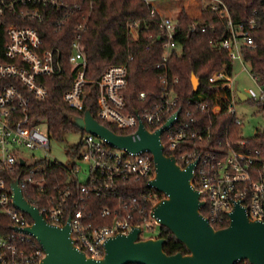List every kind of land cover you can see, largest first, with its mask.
<instances>
[{
	"label": "built area",
	"instance_id": "1",
	"mask_svg": "<svg viewBox=\"0 0 264 264\" xmlns=\"http://www.w3.org/2000/svg\"><path fill=\"white\" fill-rule=\"evenodd\" d=\"M144 2L152 6V17L159 16V27L166 40L163 61L156 66L161 73L162 90L156 101L148 103L149 96L142 92L139 100L147 105L141 111L129 110L125 98L129 84L128 63L109 66L100 80H88L87 59L81 42L86 26L82 23L76 27L69 57V63L76 68L74 82L63 100L83 116L88 110L86 102L92 87L96 88L97 117H94L102 125L110 123L120 130H130L128 135H132L133 142L140 140V124L155 133L175 117L173 125L160 138L164 153L176 157L183 168L195 164L193 185L202 193L204 216L209 223L212 226L229 223L228 213L237 203L247 210L252 220L264 222V148L253 145L254 137L264 128L257 130L254 137L245 138L244 121L238 112L239 104L249 102L258 106L264 115V85L251 72L260 92L250 90L242 101L241 92L233 88V74L217 71L209 77L214 89L210 104L200 99L182 103L176 90L179 78L170 77L168 72V61L178 48L175 37L179 18L161 14L152 5L154 1ZM210 2L209 8L227 20L226 37L220 47L232 60L244 63L242 48H256L252 36L258 24L256 19L235 23L225 4L220 0ZM82 9L68 0H0V25L8 15L20 22V25H7L6 62L0 63V173L23 168L21 179H17L23 195L24 190L30 191L32 201L27 200L49 224L61 228L69 223L75 245L88 258L96 260L104 256L107 240L128 235L136 227H142L140 239L144 240L142 235L146 229L159 226L152 208L162 199L148 186L156 176L155 160L150 153L119 150L82 130L78 144L66 150L70 163L51 161L48 157L38 159L35 154L28 156L23 152L27 149L31 153H48L51 149L53 138L47 123L33 124L29 108L33 100L40 102L49 97L42 79L64 73L62 51L45 47L41 26L49 23L56 31H61L67 20ZM138 28L139 23L129 25L133 40L138 38ZM205 115L214 117L215 121L204 122ZM224 121H228L225 128ZM52 167L64 170L65 182L51 184ZM82 173L87 177L84 183ZM131 180L145 181L146 188L125 194L122 185ZM99 198L110 203L98 209L92 202ZM0 215L12 222L10 232H0V264H40L45 257L42 246L32 235L22 231L32 222L28 215L14 207L11 186L8 187L1 176Z\"/></svg>",
	"mask_w": 264,
	"mask_h": 264
},
{
	"label": "trees",
	"instance_id": "2",
	"mask_svg": "<svg viewBox=\"0 0 264 264\" xmlns=\"http://www.w3.org/2000/svg\"><path fill=\"white\" fill-rule=\"evenodd\" d=\"M69 3L79 4L83 9L71 19L67 20L61 31L49 23L41 26L42 38L48 49L59 48L64 59V73L54 78L42 79L48 87L49 97L44 101L33 100L29 111L33 124L41 121L47 123L49 134L53 139H62L69 132L81 131L70 123L71 115H82L72 110L63 100V95L74 82L76 68L69 63L72 41L76 27L79 23L86 26L82 37V46L87 59L86 75L88 80H100L102 74L112 65L128 63L129 84L125 90V98L130 111H141L147 104L141 103L139 95L146 92L148 103H153L161 93L160 71L156 69L158 63L163 61L166 40L159 27V16L152 17V6L146 5L144 0H68ZM155 1V0H151ZM228 8L229 15L235 23L248 22L256 19L257 28L252 32L256 48L243 47L244 63L251 72L260 79L264 85V0H220ZM55 15V14H53ZM4 24L0 25V63H5L4 56L8 41L7 25L20 22L13 16H5ZM178 33L175 37L178 48L171 54L168 61L170 77L179 78L176 90L179 92L182 103L188 100H201L210 104L214 89L211 88L209 77L217 71H227L233 74V60L228 52L220 47L226 37L227 20L220 18L219 14L207 8L198 18L181 17L178 20ZM139 23L138 38L133 40L129 34V25ZM196 24L194 28L193 25ZM205 27H207L205 29ZM130 58L133 60L130 61ZM200 80L198 91L192 87V76ZM98 92L92 87L91 95L86 102V109H91L97 117L96 100ZM204 122H214V117L204 116ZM224 121L223 128L227 126ZM119 135H128L130 130H120L112 124H105ZM255 147L264 148V130L253 142ZM23 168L18 167L15 172H2L0 176L6 180L8 187L21 179ZM49 175L51 184L65 182V172L59 167H52ZM122 191L138 193L146 188L145 181L135 180L123 183ZM24 196L31 200L30 191L24 190ZM162 199L163 194L158 193ZM32 201V200H31ZM105 199H95L92 205L101 208L109 204ZM98 214L99 211L94 209ZM206 214V211H203ZM30 222L31 218L28 216ZM100 223L105 221L100 220ZM216 229L229 227L228 222L216 224ZM12 229V222L4 215H0V232L8 233ZM160 238L167 241L165 252L168 255L187 254L183 243L178 242L173 234L166 228H161Z\"/></svg>",
	"mask_w": 264,
	"mask_h": 264
},
{
	"label": "water",
	"instance_id": "3",
	"mask_svg": "<svg viewBox=\"0 0 264 264\" xmlns=\"http://www.w3.org/2000/svg\"><path fill=\"white\" fill-rule=\"evenodd\" d=\"M199 86L200 80L194 74V91H198ZM239 96L242 101L246 99L244 93ZM174 121L175 117L171 118L155 133L140 124V140L133 142L132 135H119L102 125L91 109L83 116H70L72 126L95 135L119 150L152 155L156 176L148 186L164 195L152 208L153 217L157 225L168 229L178 242L184 244L188 253L168 255L164 250L166 239L141 240L143 229L136 227L128 235H117L107 240L101 259L88 258L75 245L70 224L61 228L49 224L23 195L19 180H15L11 184L13 204L31 218L32 224L22 231L32 235L42 246L45 257L40 264H264V222L252 220L247 210L237 203L228 213L229 227L216 229L205 218L202 193L193 185L195 164L183 168L176 157L164 153L160 138ZM13 229L20 230L17 227Z\"/></svg>",
	"mask_w": 264,
	"mask_h": 264
},
{
	"label": "rangeland",
	"instance_id": "4",
	"mask_svg": "<svg viewBox=\"0 0 264 264\" xmlns=\"http://www.w3.org/2000/svg\"><path fill=\"white\" fill-rule=\"evenodd\" d=\"M152 5L155 9L168 17H186L190 19V16H196L200 12H204L212 4L210 0H155ZM232 71L234 79L233 88L247 96L249 95L250 90H254L257 93L260 92V87L252 79L251 70L247 64L243 63V61L241 62L240 60H233ZM238 112L242 121H244L243 135L245 138L254 137L257 130L264 128V115L263 113H260L258 106L256 107L249 102H243L239 104ZM41 128L46 130L47 127L42 125ZM82 136V131L75 130L73 132L66 133L62 139H52L51 149L48 153H31L27 149L23 152L28 156L35 154L38 159L48 157L51 161H58L67 164L70 163V159L66 154V150L77 145ZM80 177L81 182L84 183L87 181V177L83 173L80 174ZM160 233L161 227L155 226V229L153 230L146 229V232L142 235V239L146 240L151 237L157 238Z\"/></svg>",
	"mask_w": 264,
	"mask_h": 264
},
{
	"label": "crops",
	"instance_id": "5",
	"mask_svg": "<svg viewBox=\"0 0 264 264\" xmlns=\"http://www.w3.org/2000/svg\"><path fill=\"white\" fill-rule=\"evenodd\" d=\"M160 12V11H159ZM161 14H163L162 12H161ZM171 14V13H170ZM201 12L198 14V15H196V16H190L191 18H198V17H200L201 16ZM165 15V14H164ZM167 15H169V14H167ZM172 15V14H171Z\"/></svg>",
	"mask_w": 264,
	"mask_h": 264
}]
</instances>
